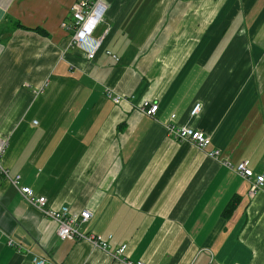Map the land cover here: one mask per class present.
I'll use <instances>...</instances> for the list:
<instances>
[{"label": "crops", "instance_id": "crops-1", "mask_svg": "<svg viewBox=\"0 0 264 264\" xmlns=\"http://www.w3.org/2000/svg\"><path fill=\"white\" fill-rule=\"evenodd\" d=\"M76 1L0 0L2 164L46 206L89 211L80 230L110 248L60 240L0 177V264H121L122 243L144 264H264V184L250 195L221 163L264 172V0H102L91 60L69 46ZM168 123L210 144L175 140Z\"/></svg>", "mask_w": 264, "mask_h": 264}, {"label": "built area", "instance_id": "built-area-1", "mask_svg": "<svg viewBox=\"0 0 264 264\" xmlns=\"http://www.w3.org/2000/svg\"><path fill=\"white\" fill-rule=\"evenodd\" d=\"M106 6L102 0H77L71 6L72 15V33L69 39V46L76 49H80L84 52L85 57L89 60L93 59L100 49L107 29L98 38H93L92 33L94 28L103 19ZM62 26H66L63 22ZM106 53L117 60V56L112 54L110 51ZM115 102H118L117 96H112ZM158 105L156 102L148 99L141 100L139 109L142 114L148 116H154L156 114ZM201 110V104L195 102L190 111V116L197 115ZM174 116L173 114L171 115ZM166 132L168 136L178 141H188L193 144L196 148L204 150L210 144V138L204 132L187 127L179 126L174 123H168L166 125ZM7 148V141L0 139V177H4L9 183H11L19 192V194L33 207L39 210L44 216L51 218L57 223V236L60 240L73 239V240H86L93 246L102 250L108 251L110 248L111 236L106 238L89 233L82 232L79 225L87 222L90 218V212L83 210L80 213H73L70 211L68 206H60L57 209L46 206L45 196L36 194L30 186L23 185L19 175L15 177H9L7 169L2 164V156ZM210 157L218 158L220 151L213 149L208 152ZM221 163L230 170H233L240 178L246 180L249 185L250 195L254 194L264 184V172L256 173L252 168L248 166V161L243 160L237 164L221 159ZM7 244L15 246V244L8 240ZM127 243H122L118 246L113 253V257L119 260L121 264H144L141 260L136 262L130 261L125 256V250ZM30 264H49L48 261L41 257H33Z\"/></svg>", "mask_w": 264, "mask_h": 264}, {"label": "trees", "instance_id": "trees-1", "mask_svg": "<svg viewBox=\"0 0 264 264\" xmlns=\"http://www.w3.org/2000/svg\"><path fill=\"white\" fill-rule=\"evenodd\" d=\"M232 202H229L228 205L226 206L225 212H228L231 209Z\"/></svg>", "mask_w": 264, "mask_h": 264}]
</instances>
